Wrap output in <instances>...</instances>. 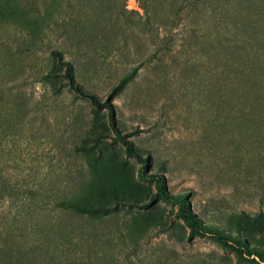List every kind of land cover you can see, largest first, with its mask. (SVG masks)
I'll list each match as a JSON object with an SVG mask.
<instances>
[{
  "label": "rangeland",
  "instance_id": "374dc122",
  "mask_svg": "<svg viewBox=\"0 0 264 264\" xmlns=\"http://www.w3.org/2000/svg\"><path fill=\"white\" fill-rule=\"evenodd\" d=\"M234 4L201 0L175 10L166 0H0V76L14 78L0 100L5 173L18 187L60 195L78 187L83 202L116 206L94 219L60 214L83 230L79 259L60 256L53 243L27 255L0 237V264H264V124L231 112L228 99L233 64L241 63L230 44L244 51L246 36ZM250 13L264 15L256 6ZM135 66L129 83L113 90ZM67 71L101 104L72 88ZM111 111L148 156L149 175L116 138ZM76 145L85 147L75 153ZM154 172L228 235L191 236L178 203L160 197L147 205L158 192ZM28 202L35 217L60 216L39 199Z\"/></svg>",
  "mask_w": 264,
  "mask_h": 264
},
{
  "label": "trees",
  "instance_id": "16d2710c",
  "mask_svg": "<svg viewBox=\"0 0 264 264\" xmlns=\"http://www.w3.org/2000/svg\"><path fill=\"white\" fill-rule=\"evenodd\" d=\"M233 1H235L234 7L238 9L237 12L239 13L236 29L238 33L243 32L242 34L246 36L242 37L244 42L241 43V47L245 52L240 49L239 45L230 44L231 52L236 53L238 60L241 61L239 64H233L235 78L227 82L230 111H240L245 121L260 125L264 124V15H262L263 18L258 19L252 17L250 12L253 6L264 11V0ZM200 2L201 0H166L169 7H177L175 10H182L188 6L197 8ZM143 6L146 8L145 4ZM54 53H57V50H54ZM66 64H68V70L73 68L71 63L66 62ZM137 70L138 67L135 66L125 72L119 79V82L113 87V90L118 91L123 89ZM51 74L53 72H48L45 77ZM67 75L72 88L85 94L92 103L101 104L97 95L85 90L76 82L71 72L67 71ZM13 81L14 78L0 76V100L4 95L6 86L13 83ZM102 105L111 106L109 101L104 102ZM2 112L0 106V119ZM110 117L116 138L123 142L129 155L137 157L142 162L143 167L140 170V174L142 176L149 175L146 172V166L149 163L148 156L141 154L121 133L112 111L110 112ZM1 144L3 143L0 138V237L3 239V242L7 244L9 240L12 241L19 249L18 252L25 249V254L27 255L41 254V250L43 249L48 251V246L50 243H53L54 248L60 252V256L63 254L71 255L74 259L82 257L85 244L82 228L76 221L72 219L68 220L60 214H74L94 219L108 214L116 206L109 205L101 199H97L94 203H85L83 202L84 199L80 196L81 192L78 187L73 188L70 186L64 195H60L58 192L49 189L18 187L17 183L19 179L16 175L9 172L5 173ZM82 147H85V145H76L74 152L79 153ZM151 176H154L158 183V192L149 198L146 202L147 205L152 204L160 197L178 203L179 213L190 226L191 236L207 232H213L220 238L228 235L227 232L220 229L215 223L202 220L199 214L193 210L192 206L187 204V194L170 193L166 190L162 176L158 172H154ZM76 180L78 183L81 181L79 176ZM35 199L40 200L39 206L44 205L41 209L51 208L60 216H54L53 219H42V216L35 217L34 211L36 208L33 209L28 205L30 203L28 200L33 201ZM8 200L11 201V204L9 212H6L5 202ZM43 200L49 201L43 202ZM41 209L38 208L42 212ZM245 215L248 217L249 222L253 224L259 223L258 214L251 216L249 213H246ZM240 230L247 231L248 228L240 226ZM44 258H48V256L45 255ZM86 264H93V262H86Z\"/></svg>",
  "mask_w": 264,
  "mask_h": 264
}]
</instances>
